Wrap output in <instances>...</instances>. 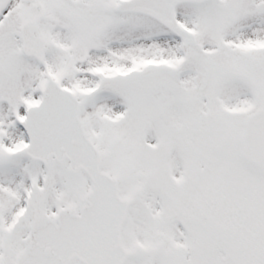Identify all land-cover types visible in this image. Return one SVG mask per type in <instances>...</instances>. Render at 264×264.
<instances>
[{"label":"snow or ice","instance_id":"obj_1","mask_svg":"<svg viewBox=\"0 0 264 264\" xmlns=\"http://www.w3.org/2000/svg\"><path fill=\"white\" fill-rule=\"evenodd\" d=\"M0 264H264V0H0Z\"/></svg>","mask_w":264,"mask_h":264}]
</instances>
